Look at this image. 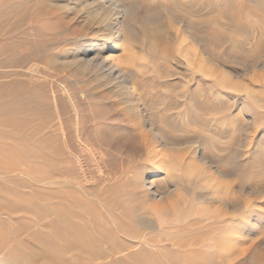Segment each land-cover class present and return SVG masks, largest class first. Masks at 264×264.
I'll use <instances>...</instances> for the list:
<instances>
[{"label":"rangeland","instance_id":"rangeland-1","mask_svg":"<svg viewBox=\"0 0 264 264\" xmlns=\"http://www.w3.org/2000/svg\"><path fill=\"white\" fill-rule=\"evenodd\" d=\"M80 2L0 0V264H264V0H134L121 71L71 63L104 26Z\"/></svg>","mask_w":264,"mask_h":264},{"label":"bare ground","instance_id":"bare-ground-1","mask_svg":"<svg viewBox=\"0 0 264 264\" xmlns=\"http://www.w3.org/2000/svg\"><path fill=\"white\" fill-rule=\"evenodd\" d=\"M133 1L132 0H81L80 3L87 5L86 7H89V9L91 10L90 14L94 12L93 14L97 15V17L100 16L99 21L101 23L104 22V26L102 27V31L98 36V38L96 40L90 39L88 48L86 50H83L80 54L75 55L71 63L79 65L81 66V68L91 66V67H98L103 71L110 69H116L118 71H121L122 69L117 66L116 62H114L115 59L118 58L117 57L118 55L114 53V50L117 49L118 47H122L125 39H127L128 37L133 38L134 36L133 32H131L130 30V26H129L130 24H128V21L130 20L135 21L137 18V16L134 15L136 11L134 10L133 7ZM81 4H79V6ZM79 6L77 5V7ZM81 7L82 5L80 6V9ZM90 17L92 20V16ZM92 21H96V20H92ZM112 72L113 71L107 74V76L110 78V81L116 79V77H113V74H111ZM124 75H125L126 85L124 84V82L118 81L113 86L118 87L117 94L121 99L120 102H122L125 105V110L128 114V123H130L131 125V127L129 126V128H132L133 131L137 132V136L140 138L139 142L143 146L147 157L155 160L158 167L154 170V172L166 170L170 166L169 163L170 159L166 158V155L156 150L155 147L162 146L164 148V146L167 145L176 146V145H181V143L178 144V142H175L176 140L175 137L163 133L164 127L161 126L156 127L153 125V123L150 121L148 117V113H146V109L139 108V103H138L139 98L136 96L137 94L132 95L131 92L129 91V89H132L134 87L133 84L130 85L128 84L129 81L130 83H132L130 80V75L128 73L126 74V72H124ZM214 171L216 173L217 172L219 173V171L216 169ZM160 181H161L160 174L158 173L151 174L148 177L147 185L153 189V192L158 193L160 192L159 191ZM132 183L135 185L136 189L140 188L143 184V176L140 174L137 175L134 178V182L132 181ZM136 192H137L136 194H142V190H138ZM227 241L228 240L225 237H220L218 239L217 243L220 248L218 251L219 253L222 250V252L225 253V255H229L232 247L227 245Z\"/></svg>","mask_w":264,"mask_h":264}]
</instances>
